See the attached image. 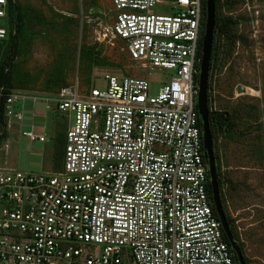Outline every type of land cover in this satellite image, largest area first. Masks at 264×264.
<instances>
[{
	"label": "built area",
	"instance_id": "built-area-1",
	"mask_svg": "<svg viewBox=\"0 0 264 264\" xmlns=\"http://www.w3.org/2000/svg\"><path fill=\"white\" fill-rule=\"evenodd\" d=\"M108 1L128 58L171 78L153 95L144 77L104 73L103 89L46 99L68 118L62 165L0 168V264H239L209 197L196 108L203 0ZM9 33L0 26V39ZM0 98L20 120L21 96Z\"/></svg>",
	"mask_w": 264,
	"mask_h": 264
},
{
	"label": "rangeland",
	"instance_id": "rangeland-1",
	"mask_svg": "<svg viewBox=\"0 0 264 264\" xmlns=\"http://www.w3.org/2000/svg\"><path fill=\"white\" fill-rule=\"evenodd\" d=\"M12 2L16 47L13 58L1 70L5 45L0 44L2 92L38 93L52 98L62 86L85 90L91 84L103 89L104 73H114L146 78L154 95L162 82L171 78L167 70L148 71L128 58L123 42L109 32L114 12L108 0ZM215 6V15L235 21L230 29L235 34L232 43L223 37L213 38L216 53L211 54L207 86L209 109L229 114L228 127L214 126L220 200L225 215L232 219L246 264H264V0H215ZM7 25L8 21L0 18V26ZM8 71L9 78L4 80ZM17 103L14 111L25 121L28 109L17 108ZM50 105L54 107V103ZM1 121L2 127L3 113ZM66 124L62 118L52 133L57 168ZM20 140L24 142L25 138ZM22 156L21 147L20 162Z\"/></svg>",
	"mask_w": 264,
	"mask_h": 264
},
{
	"label": "crops",
	"instance_id": "crops-1",
	"mask_svg": "<svg viewBox=\"0 0 264 264\" xmlns=\"http://www.w3.org/2000/svg\"><path fill=\"white\" fill-rule=\"evenodd\" d=\"M17 93L21 96L19 100L22 102L21 104L17 103V108H27L29 114H27L25 121L22 118L20 120H8L4 117L3 126H0V168L4 170L18 169L33 172L58 170L62 165V151L61 164L57 168L55 160L58 152L55 150V138L53 134L57 131V124L62 118L67 123L66 128L68 127L67 116L60 114L53 109L54 107L46 108V99H50V96L20 91ZM25 130H32L39 136L43 135L45 139L43 141L38 139L30 140L23 136L22 132ZM21 137L25 138L24 142H21ZM21 147L24 153V156H22L24 160L22 162H20ZM19 166L23 169H19Z\"/></svg>",
	"mask_w": 264,
	"mask_h": 264
},
{
	"label": "water",
	"instance_id": "water-1",
	"mask_svg": "<svg viewBox=\"0 0 264 264\" xmlns=\"http://www.w3.org/2000/svg\"><path fill=\"white\" fill-rule=\"evenodd\" d=\"M215 0H204V23L201 38V48L197 73L196 108L200 120L203 153L208 166L211 196L217 217L220 220L225 237L234 251L239 264H245L243 254L230 230L225 212L220 200L216 161L213 149V137L209 121L207 86L215 30Z\"/></svg>",
	"mask_w": 264,
	"mask_h": 264
},
{
	"label": "trees",
	"instance_id": "trees-1",
	"mask_svg": "<svg viewBox=\"0 0 264 264\" xmlns=\"http://www.w3.org/2000/svg\"><path fill=\"white\" fill-rule=\"evenodd\" d=\"M14 7L15 6H14V3L12 2V0H8V25L10 28V32L14 28L15 33L14 34L9 33L7 38L0 39V44L5 45L4 46L5 47V57H4V60L2 62V65H1V70H2V68L4 69L5 63L8 62V60H11L14 56V53H15L16 38H17V35H16L17 23L15 22V15H14V10H13ZM203 23H204V0H203L202 23H201L202 32H203ZM234 24H235V21L233 20V18H231V17H220L216 14L215 15L214 39H215V37H223L224 40L227 41V43H230V42L232 43L235 39V34L233 32H231L230 29H231V26ZM17 31H19V30L17 29ZM201 38H202V36L199 39L198 56H200ZM213 47H214V43H213ZM212 49H213L212 52L216 53L215 48H212ZM212 56H213V54H212ZM9 73H10L9 71L4 73V80L6 78H9ZM196 80H197V77H196ZM2 113H3V104H2V99H0V125H2V121H1V114ZM209 121H210L212 137H213V143H215L216 133L214 130V126L219 125L220 128L228 127V125H230L229 124V114L226 111L210 110ZM199 122H200V120H199ZM215 161H216V157H215ZM208 193H209L210 199H212L210 184H208ZM226 218H227L228 224L230 226V230L233 234V237L237 241V244L239 245L240 250L242 252L240 242L238 241V239H236V236L234 233V228H233L234 226L232 223V219H230V217L227 214H226ZM224 240L228 243V240L225 237V235H224ZM234 259L236 262H238L236 255H234ZM243 259H244V262L246 264L247 260H246V257L244 256V254H243Z\"/></svg>",
	"mask_w": 264,
	"mask_h": 264
},
{
	"label": "bare ground",
	"instance_id": "bare-ground-1",
	"mask_svg": "<svg viewBox=\"0 0 264 264\" xmlns=\"http://www.w3.org/2000/svg\"><path fill=\"white\" fill-rule=\"evenodd\" d=\"M250 91V90H249Z\"/></svg>",
	"mask_w": 264,
	"mask_h": 264
}]
</instances>
